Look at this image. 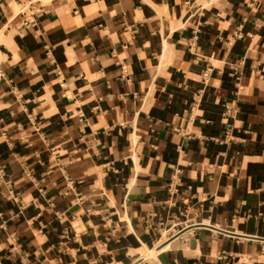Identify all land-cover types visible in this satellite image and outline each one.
<instances>
[{"label":"crops","instance_id":"crops-1","mask_svg":"<svg viewBox=\"0 0 264 264\" xmlns=\"http://www.w3.org/2000/svg\"><path fill=\"white\" fill-rule=\"evenodd\" d=\"M0 264H264V0H0Z\"/></svg>","mask_w":264,"mask_h":264}]
</instances>
